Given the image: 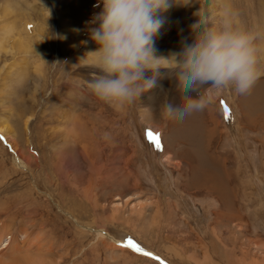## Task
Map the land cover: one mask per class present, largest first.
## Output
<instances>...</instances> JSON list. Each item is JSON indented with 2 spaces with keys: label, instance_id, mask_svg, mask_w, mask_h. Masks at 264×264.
Returning <instances> with one entry per match:
<instances>
[{
  "label": "rangeland",
  "instance_id": "1",
  "mask_svg": "<svg viewBox=\"0 0 264 264\" xmlns=\"http://www.w3.org/2000/svg\"><path fill=\"white\" fill-rule=\"evenodd\" d=\"M97 3L0 0L1 116L29 162L17 161L0 133V233L18 240L25 227L43 233L34 244H48L49 264H161L151 254L166 264H264V0H191L178 4L177 23L166 19L157 56L191 43L200 5L211 27L228 21L252 33L259 50L249 94L229 87L183 120L161 115L165 100L179 102L174 78L121 110L89 92ZM68 104L84 119L82 150L64 134L76 111L58 116Z\"/></svg>",
  "mask_w": 264,
  "mask_h": 264
},
{
  "label": "clouds",
  "instance_id": "2",
  "mask_svg": "<svg viewBox=\"0 0 264 264\" xmlns=\"http://www.w3.org/2000/svg\"><path fill=\"white\" fill-rule=\"evenodd\" d=\"M100 4L89 22L98 25L88 29L98 47L90 52L96 57L95 72L86 87L116 110L159 88L161 79L174 78L179 102L165 100L161 115L183 120L203 112L229 87L237 95L249 94L260 76L256 37L228 21L219 29L211 27L202 5L193 13L198 19L190 26L191 43L182 42L181 50L167 58L156 55L164 14L177 4L190 6L191 0H98L94 7ZM161 61L171 67H161Z\"/></svg>",
  "mask_w": 264,
  "mask_h": 264
},
{
  "label": "bare ground",
  "instance_id": "3",
  "mask_svg": "<svg viewBox=\"0 0 264 264\" xmlns=\"http://www.w3.org/2000/svg\"><path fill=\"white\" fill-rule=\"evenodd\" d=\"M23 1L24 0H16V2L19 3V4L23 3ZM59 1H62L64 3L68 2V0H59ZM179 1L181 3V0H179ZM179 5L177 4V5H175V6H173L172 8L169 9V11L165 15L167 20L168 19L170 20V17H172L174 19V21L177 23V21L175 19L177 18L176 16L178 15L177 14V8L179 7ZM169 24H171V23H169ZM68 25H70L69 21L66 22V27ZM66 27L63 28V30H66ZM15 39H16V41H18L17 43H18V48H19V46L23 42V37L17 36ZM97 47L98 46L96 45L95 48H94V51L97 49ZM3 49L4 48L2 46V41H0V52ZM26 49L27 48H23L22 50L26 51ZM6 52L8 53L9 51L6 50ZM92 56L95 57L94 54H92ZM40 66H41V64H39V67ZM39 67H38V69H39ZM12 68H16V65L15 64L11 65L10 66V70ZM37 75H40V72H38V70H37ZM18 77H21V75L18 76ZM72 105H74V104H72ZM5 108H7V107L5 106V104H4V102H3L2 98H1V92H0V133H1V136L4 137L6 143L7 144L9 143V145L11 144V147L14 148V150L17 152V154H18L17 161L19 159H21L23 161L22 164L27 167V165L29 164L28 159L25 158V157H22V158L19 157V156H21V154L18 153L17 146L14 145V143H13V131H12V128H11L10 125H8L6 123L7 119L4 116H1V112H4ZM60 108L61 109L59 111L58 116L61 117L62 120L68 118V117H66V114L69 113L70 110L76 111L75 117H72L71 119H68V120H70V127L68 128V125H67V127H65V131H64L65 132L64 134H66V136H68L67 134L70 135V138L72 139V141L70 143H73V141L76 143V142H78L80 140L81 137H84L86 135V134H84V133H86L85 132L86 131L85 123L83 122L84 119L81 120L82 116H80V113L77 112V108L78 107L76 105H74L71 108V107H69V104H68V106H66V105L65 106H61ZM6 112H8V111H6ZM30 120H31V117H27V119L24 122L25 127L27 126V123ZM82 144H84L83 141L82 142L81 141L78 142V145L81 146V148H79V149H81V150L85 147ZM85 145H86V143H85ZM18 166L21 167V165L19 163H18ZM208 188H211V187H208ZM213 191H214V189H213ZM25 228H24V230L20 231V235L23 236V238L20 237V240H18L17 237L12 238L10 235L7 236L5 234H1L0 233V243L4 242V240H2V239L8 238V243H6L5 247H2L3 249H1V251H0V264H49L47 262V260L49 261L51 259V256H48V254L46 255V253L50 252L49 251L50 247H48V244L46 243L47 245L44 246V248L46 247V250L45 249L43 250V247L42 248H35L36 244H34V241L38 242L39 236L43 237L44 234L43 233L33 234L36 231L32 230V233H30L29 230L27 228L26 229ZM37 232H40V231H37ZM96 232H97V237H101L103 239L104 236H107L110 239V241H113L115 244H120L121 246L128 247V248L133 249V250L141 251L140 249H137L136 247H134L131 244H125L123 242L115 241L116 239H113V237L108 236L103 230H97ZM37 235H39V236H37ZM17 240L19 241V243H18ZM25 245H27L26 249H28L29 251L25 250V248H24ZM38 246H40V245H38ZM118 250H120V249H118ZM3 251H5V252H3ZM66 254H67V252H66ZM22 256H24V257H22ZM151 256L156 258L159 262H161V264H166L165 262H162V260L159 259L157 256L152 255V254H151ZM32 257L35 258L34 259L35 261H33Z\"/></svg>",
  "mask_w": 264,
  "mask_h": 264
},
{
  "label": "snow or ice",
  "instance_id": "4",
  "mask_svg": "<svg viewBox=\"0 0 264 264\" xmlns=\"http://www.w3.org/2000/svg\"><path fill=\"white\" fill-rule=\"evenodd\" d=\"M151 135V134H150ZM158 136H157V138H156V146H157V148H159L160 147V145H159V143H158ZM150 255V254H149Z\"/></svg>",
  "mask_w": 264,
  "mask_h": 264
}]
</instances>
